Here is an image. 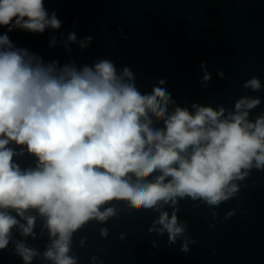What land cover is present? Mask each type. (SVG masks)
<instances>
[{"label":"clouds","instance_id":"1","mask_svg":"<svg viewBox=\"0 0 264 264\" xmlns=\"http://www.w3.org/2000/svg\"><path fill=\"white\" fill-rule=\"evenodd\" d=\"M60 26L44 0H0V27L9 32L43 33ZM68 40L75 42V33ZM124 77L131 81L133 74L125 67L118 76L107 59L80 70L45 65L15 48L6 33L0 35V209H14L21 218L25 210L38 209L46 217L50 235L58 237L44 253L54 264H75L66 255L72 232L90 218L111 215V208L98 210L107 201L127 200L137 209H150L187 195L214 205L236 191L229 185L246 175L241 169L264 168V118L253 124L240 111L258 100H240L228 119L220 118L223 108L196 105L194 114L177 107L164 119L170 99L166 89L154 87L142 95ZM248 85L260 87L256 79ZM150 113L164 120L163 130L151 127ZM10 141L38 157L36 170L21 172L12 163ZM156 171L160 175L154 182H143ZM26 219L20 228L29 235L35 218ZM18 223L0 211V250ZM158 223L170 242L183 232L175 214L169 219L162 213ZM16 250L25 264L37 254L20 242Z\"/></svg>","mask_w":264,"mask_h":264},{"label":"water","instance_id":"2","mask_svg":"<svg viewBox=\"0 0 264 264\" xmlns=\"http://www.w3.org/2000/svg\"><path fill=\"white\" fill-rule=\"evenodd\" d=\"M44 7L49 16L55 12L59 29L31 33L0 27V35L6 33L15 48L45 65L56 62L57 69L74 65L80 70L107 59L122 76L127 67L133 79L125 81L142 95L154 87L170 94L164 119L177 107L194 114V105L223 108L220 118L228 119L242 99L259 101L240 110L248 113V122L264 118V0H44ZM69 33H75V42L68 40ZM253 79L259 88L248 85ZM149 118L153 129L163 130V119L151 113ZM6 148L15 153L12 163L21 172L37 169L38 157L26 145L10 141ZM241 172L246 175L229 185L236 191L214 205L187 195L150 209H137L127 200L107 201L98 210L111 208L112 214L90 218L73 231L66 255L75 264H264V168ZM128 175L136 183L134 174ZM159 175L156 171L143 182ZM0 211L19 222L0 250V264H25L18 242L37 253L31 264H54L44 253L58 237L50 235L38 209L25 210V218L14 209ZM162 213L169 219L175 214L183 227L174 242L160 231ZM27 217L35 220L32 233L24 235L20 225H27Z\"/></svg>","mask_w":264,"mask_h":264}]
</instances>
